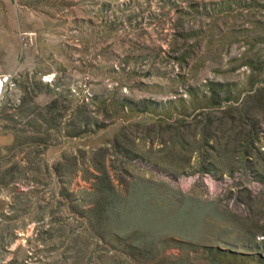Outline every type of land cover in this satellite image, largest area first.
<instances>
[{
  "label": "rangeland",
  "instance_id": "374dc122",
  "mask_svg": "<svg viewBox=\"0 0 264 264\" xmlns=\"http://www.w3.org/2000/svg\"><path fill=\"white\" fill-rule=\"evenodd\" d=\"M258 90L264 0H0V264H264V120L193 119Z\"/></svg>",
  "mask_w": 264,
  "mask_h": 264
},
{
  "label": "trees",
  "instance_id": "16d2710c",
  "mask_svg": "<svg viewBox=\"0 0 264 264\" xmlns=\"http://www.w3.org/2000/svg\"><path fill=\"white\" fill-rule=\"evenodd\" d=\"M178 61L184 62V59L179 58ZM211 87L210 85L206 88L210 89ZM214 104V106L210 105L209 110L207 109L208 111H200L193 119H212L210 121V127L215 128L216 132L223 131L224 137L230 135L234 130H239V133L234 131V134L236 133V136H234L236 143H241L244 138H247L249 146L253 147L255 142L257 144L260 123L256 120H264V92L258 90L253 95L249 94L243 100L240 97L229 96L224 100L216 101ZM19 109V117L28 116L31 118L33 115L35 116V118L27 119V124L34 131H37L42 126L46 129H51L49 126L62 125L63 119H58V116L59 118L61 117L60 113L62 114L65 108L62 105L59 108H55L50 104L30 106L29 103L25 102ZM73 110L74 112L71 111L72 116L63 125L68 136L84 134L87 127L91 125L100 128V125L91 121L92 118H89L84 107L77 106ZM27 139L30 141L28 144L40 145L41 141L36 136H30ZM15 142H19V139Z\"/></svg>",
  "mask_w": 264,
  "mask_h": 264
},
{
  "label": "built area",
  "instance_id": "2783aa9c",
  "mask_svg": "<svg viewBox=\"0 0 264 264\" xmlns=\"http://www.w3.org/2000/svg\"><path fill=\"white\" fill-rule=\"evenodd\" d=\"M261 139H264V133L261 134ZM264 241V239H262Z\"/></svg>",
  "mask_w": 264,
  "mask_h": 264
}]
</instances>
